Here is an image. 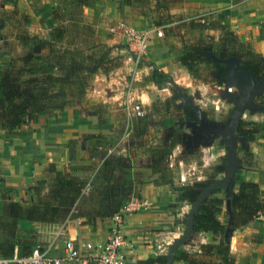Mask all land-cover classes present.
<instances>
[{"label": "crops", "instance_id": "0c3cea01", "mask_svg": "<svg viewBox=\"0 0 264 264\" xmlns=\"http://www.w3.org/2000/svg\"><path fill=\"white\" fill-rule=\"evenodd\" d=\"M51 1L0 0V11L17 9L32 17L28 26L14 27V21L0 16L2 68H6L11 58L22 52L16 39L20 31L27 29L30 33L46 36L47 30L55 25L51 17ZM155 1L148 0L144 11L140 12L135 7L124 4L122 0H88L84 12L88 21L97 29V35L99 33L97 40L109 44L105 40L107 29L109 31L119 21L141 28L155 26ZM165 1L168 4L166 11L176 24L167 28L163 37L151 35L147 53L135 76H130L132 66L126 48L112 50V55L119 54L122 57L121 65L108 74L98 72L89 84L83 102H76L63 111L50 115L40 113L35 122L21 126L16 134L10 135L0 130V180L9 191L2 202V211L4 218L8 220L13 212L12 202H19L21 209L35 202L32 188L38 180L43 179L38 185L40 196L48 195L54 183V173L48 172L50 165H54L57 171L70 172L85 181V176L93 174L95 169L97 171L106 156L114 159V169L106 171L111 175L107 182L100 175L95 179V172L94 185L88 197H85L87 194L83 195L82 188L81 195L84 197L80 200V215H68L65 219L54 222L32 221L33 229L30 232L14 231L12 236L20 234L17 239L21 243H51L54 248L52 254L56 256L62 255L63 242L69 238L77 243L100 246L105 242L113 223L114 211L122 200L132 196L147 200V205L128 215L121 228L126 240L122 252L128 264L168 255L174 245L188 252H195L202 243L216 242L217 237L212 232H192L185 237L191 209L188 211L189 207L184 201H177L178 191L167 183L173 182L174 177L164 180L161 170L156 168L153 147L140 151L133 144L131 133L135 129L136 117L126 113L125 100L129 99L131 103L141 102L143 105L151 102L153 96L158 94L169 97L178 93V90L174 92V86L180 87L177 84L179 80L189 82L184 87L195 84V77L179 61L183 44L187 43V36L191 33H198L199 39L209 38L218 42L225 31L229 30L240 42L264 55V0ZM197 15L205 18L211 16L213 20H208L205 28L190 24V18ZM114 37L116 40L120 38L118 35ZM114 39L110 41L115 42ZM214 60L223 62L225 75L218 77L215 65L203 62L198 64L203 77L198 81L209 88L211 96L213 95L211 100L220 106L222 91L218 87L233 75L230 74L229 59L218 57ZM154 70L162 81L151 78ZM219 78L222 79L221 82H218ZM156 83H167V87L159 89ZM196 98L203 100V96ZM184 103L183 97L179 95L175 104L182 106ZM252 105L255 103L251 102L247 107L251 119L264 120L263 108H255L256 113L260 114L250 115ZM98 134L103 136L102 143L93 146L94 139L90 136ZM243 143L251 149L258 164L257 171L250 179L258 184L264 197V139L257 138ZM94 147L105 153L95 167L91 160L94 158L91 153L96 149ZM166 160L171 162L170 159ZM174 185L176 184L173 182ZM13 221L16 225L18 220ZM3 231L1 227L0 232L4 233ZM24 234L26 238H23ZM225 242L229 246V252L235 257L234 264H264V213L251 223L234 228L229 240ZM17 250L18 246H15L13 252ZM23 251L29 253L27 248ZM65 264L95 262L77 261Z\"/></svg>", "mask_w": 264, "mask_h": 264}, {"label": "trees", "instance_id": "16d2710c", "mask_svg": "<svg viewBox=\"0 0 264 264\" xmlns=\"http://www.w3.org/2000/svg\"><path fill=\"white\" fill-rule=\"evenodd\" d=\"M54 1L56 6L52 9L51 17L55 25L47 30L46 36L23 29L16 36L22 48L21 54L12 57L6 68L0 66V130L6 134H16L21 126L35 122L40 113L50 115L63 111L76 102H83L94 76L98 72L108 74L122 63V57L119 54L112 55V50L125 48L123 38L111 44L99 42L97 39L94 41V28L85 20L83 14L88 0ZM122 1L140 12L144 11V6L148 2V0ZM167 5L165 0L155 1L153 10L155 26L173 20L166 11ZM3 16L6 20L13 19L14 27L28 26L32 22L31 16L17 9L3 10ZM190 24L206 27L205 23H196L193 20H190ZM183 45L179 61L193 76L197 74L194 73V68L197 67L195 68L197 71L198 64L203 62L214 64L218 77L225 75L223 62L214 60L220 57L236 59V70L249 74L240 80L245 82L246 87H250V80H253L255 85L264 79V55L240 42L229 30L225 31L218 42L205 38L201 43L185 42ZM151 78L162 81L156 70L152 72ZM221 80L219 78L218 82ZM184 106L191 107V104L185 103ZM187 120L194 121L188 117ZM236 132L245 142H252L257 138L264 139V120L240 119ZM90 138L94 139L93 146H96L101 143L103 136L91 135ZM248 153L250 158L247 163L257 164L253 159V152ZM113 164L114 159L106 156L96 171L95 179L100 175L101 179L107 182L111 175L106 171L114 169ZM48 172L54 173V183L48 195L40 196L38 185L42 180H39L33 186L35 202L23 209L19 202H12L13 212L9 216L10 220L4 218L2 211V202L9 191L0 180V229L2 227L4 230V233L0 232L1 255L12 256L15 253L13 252L15 246H18L16 253L19 256L27 254L23 251L24 248L29 249L30 253L35 243H21L17 239L20 234H16L15 237L12 235L14 231L30 232L33 229L32 221L54 222L63 220L68 215L81 214L80 200L84 197L81 190L85 181L70 172L55 170L54 165L49 166ZM167 183L178 191L177 201L192 204L187 218L191 233L212 232L217 237L216 242L200 244L198 251L195 252H188L174 245L171 248L173 260L170 264H234L235 257L229 252V246L225 242V230L229 223L234 228H241L251 223L259 213H264V197L258 184L251 179H233L230 190L226 192L224 189V196L220 197L213 194L219 192L221 187L207 195L196 189L209 186L204 182L181 187L173 186L172 181ZM227 199L230 201V208L227 210L225 206L223 210L222 205ZM125 201L122 200L121 205ZM73 207L76 211L71 214ZM221 214L224 215L223 220L220 219ZM13 219L18 220L16 225ZM23 238H26V234ZM167 256L159 255L131 264H167Z\"/></svg>", "mask_w": 264, "mask_h": 264}, {"label": "rangeland", "instance_id": "374dc122", "mask_svg": "<svg viewBox=\"0 0 264 264\" xmlns=\"http://www.w3.org/2000/svg\"><path fill=\"white\" fill-rule=\"evenodd\" d=\"M51 3L53 7L56 6L54 0H52ZM83 14L85 20L90 23L85 16L84 9ZM1 15H3L2 11H0V16ZM212 18L211 16L206 17L204 23H208V20H213ZM11 21L14 20L11 19ZM93 28L95 41L99 33L97 35V29L94 26ZM99 28L100 27H98V30H100ZM108 32L107 29V38L105 40L111 44L114 41L111 42L110 40H113L115 37ZM197 36H199L198 33L194 35L191 33L188 35L186 39L187 43L193 40L197 41H193L192 43H201L204 40V38L199 39ZM114 40L118 42L117 40H119V38ZM195 68L194 73H197L194 76L195 84L184 87L186 84H189V82L179 80L177 84L180 87L174 86V92L178 90V93L169 97L158 94L155 97L153 96L151 102L143 104L145 115L142 118L136 117L135 129L131 133L133 144L136 145L140 151H143V148L151 149L153 147V157L156 168L161 170L164 180L169 177L170 179L174 177L173 182L176 184L174 185L175 187L184 185L194 186L198 182L210 184L225 176V168L227 165L226 138L221 136L217 131L214 132L211 137H208L206 135L208 128L201 125L199 119L201 118V120L210 124L215 123L221 128H227L231 109L236 106V96L242 94L245 96L248 91L245 82H239L237 78L241 77L245 79L249 74L239 72L226 78L224 87L231 85L233 90L231 93L227 94L223 93L222 90L220 96L221 104L218 106V109H216L215 106L217 103L211 100L213 95L211 96L209 88L206 87V89L205 86L201 84L202 82L198 81V79L203 78L201 75V67H198L197 71ZM249 86H254L253 80L249 81ZM210 87H212V85H210ZM258 94L259 95L252 100L255 105L251 106L250 115H252V113L260 114L256 113L257 111L255 108L264 109V88ZM179 95L183 97L186 104H191V107H185V103L182 106H177L175 101ZM196 96H203V100H197ZM246 112V120H253L248 115V108H246ZM187 117L192 118L194 121L187 120ZM92 151L91 153L94 158L91 160L95 167L105 156V153L97 148ZM249 151H251V149L245 145L243 141H239L235 152L233 179H250V176H253L255 171H257L258 164L247 163V160L250 158L248 155ZM166 159H170L171 164L167 162ZM253 159L255 160L254 156ZM95 172L96 169L93 174L85 176L86 182L83 184V188L87 182H91L92 185ZM46 176H48V174H46ZM41 180L43 181V179ZM37 182H35V184H37ZM196 189L201 190L202 188ZM223 190L224 188L221 187L220 191L213 195L223 197ZM32 191H34L33 188ZM88 195L89 192L85 196L88 197ZM185 204L188 205L189 211L192 208V204H188L187 202H185ZM225 206L226 204L224 203L222 205L223 210ZM221 219H224V215Z\"/></svg>", "mask_w": 264, "mask_h": 264}, {"label": "built area", "instance_id": "2783aa9c", "mask_svg": "<svg viewBox=\"0 0 264 264\" xmlns=\"http://www.w3.org/2000/svg\"><path fill=\"white\" fill-rule=\"evenodd\" d=\"M190 20L204 23L205 17L203 15H197L190 18ZM175 24L176 21L172 20L161 26L141 28L134 27L125 21H119L116 25L109 28V32L112 35H118L125 42V48L129 54L128 59L132 66L130 76H135L138 73V68L143 63V58L147 53V45L151 35L154 34L156 37H163L164 31L167 28L173 27ZM218 90L231 93L233 89L232 86L224 87L222 85L218 87ZM215 108L218 109V105ZM125 111L127 114H131L137 118H142L145 115L142 103H131L129 99L125 100ZM246 118L247 112L245 110L241 115V119L246 120ZM91 187V182H87L82 193L87 194ZM146 205L147 200L138 196H132L127 199L113 213V223L108 230L105 242L100 246L93 247L89 244L77 243L75 240L69 238L63 242V251L60 256L52 254L54 248L51 243L45 245L37 244L25 256H19L16 252L10 257L0 254V264H65L67 262L77 261H94L95 264H128L129 262L122 252L126 240L121 232V228L128 215L138 212ZM75 211L73 207L70 213H75ZM260 216L261 213L255 219H259Z\"/></svg>", "mask_w": 264, "mask_h": 264}, {"label": "water", "instance_id": "95a60500", "mask_svg": "<svg viewBox=\"0 0 264 264\" xmlns=\"http://www.w3.org/2000/svg\"><path fill=\"white\" fill-rule=\"evenodd\" d=\"M228 61L231 66L230 74L234 75L235 72L237 71L236 70L237 61L234 58H230ZM237 72H240V71H237ZM238 78H239L238 81L241 82L240 81L241 77H238ZM156 86L159 89L166 88L167 83H156ZM228 86H231V85H228ZM263 88H264V79L260 83L255 84L254 86L247 87L248 91L245 96H243L244 94L242 95L237 94L238 96H236V99H235L236 106L231 109L227 128H221L215 123L210 124V123H207L201 120V118L199 119L200 124L208 128V130L206 131V135L208 137H211L212 134L217 131L221 136L226 138V155H227V165L225 168V176L213 181L212 183L209 184L208 187L201 189L203 195L209 194L210 192L214 191L217 187H223L226 192L230 190V183H231V180H233V173H234L235 152H236L239 141H243V139L238 137L237 135V132H236L237 126H238L239 120L241 119V115L243 114V112L246 110V108L249 106V104L252 102L255 96H257L258 93L261 92ZM197 203L198 201L194 204V207L197 205ZM225 203H226L227 210H229L230 208L229 199H227ZM233 229L234 227L231 225V223H229L228 227L225 230V240L226 241L229 240L230 233ZM190 233H191V227L190 225H186V229L184 232L185 237L190 235ZM167 257H168L167 264H170L173 260L171 251Z\"/></svg>", "mask_w": 264, "mask_h": 264}]
</instances>
